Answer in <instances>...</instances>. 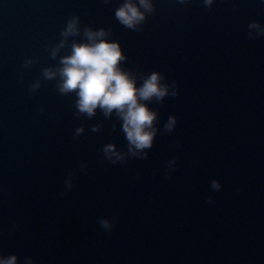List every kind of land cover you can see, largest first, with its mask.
I'll return each mask as SVG.
<instances>
[{
    "label": "water",
    "instance_id": "water-1",
    "mask_svg": "<svg viewBox=\"0 0 264 264\" xmlns=\"http://www.w3.org/2000/svg\"><path fill=\"white\" fill-rule=\"evenodd\" d=\"M120 2L0 0V254L18 264H264V37L246 38L250 21L264 24V0H215L211 10L154 0L139 33L116 21ZM73 15L112 30L123 68L176 82L175 98L149 104L159 123L147 160L101 164L104 144L126 151L115 116L77 119L75 94L61 96L54 81L29 95ZM26 58L36 62L23 68ZM169 115L177 124L164 133ZM69 172L74 186L60 195ZM113 216L105 232L98 219Z\"/></svg>",
    "mask_w": 264,
    "mask_h": 264
},
{
    "label": "clouds",
    "instance_id": "clouds-1",
    "mask_svg": "<svg viewBox=\"0 0 264 264\" xmlns=\"http://www.w3.org/2000/svg\"><path fill=\"white\" fill-rule=\"evenodd\" d=\"M110 0H104L109 3ZM190 0H176L178 4L189 3ZM202 5L211 10L215 0H201ZM235 5H234V9ZM154 0H121L114 9L116 21L123 27L142 32V25L149 16L155 14ZM59 41L48 49L49 58L55 64L43 67L40 78L29 85V95L34 94L40 87L41 81H54V89L61 96L75 94L74 116L92 119L97 110L105 120L115 116L120 122L121 131L126 140V151L117 149L113 143L104 144L99 151L102 153L101 164L105 161L112 164H126L129 159L147 160L148 152L157 136L159 123L158 111L149 107L155 102L162 104L165 97L175 98L178 89L175 81L168 83L164 74L152 71L145 75L139 70L132 71L122 67L127 57L123 54L120 43L111 39L112 30L103 27L93 29L89 25L81 26L77 15L71 16L65 22L59 33ZM80 37L79 40L76 38ZM264 37V24L250 21L247 24L246 38L256 40ZM71 38V39H70ZM64 54L61 55V52ZM32 58H26L22 67L28 68L35 63ZM22 81V77H21ZM139 82V84H138ZM40 112L44 111L41 106ZM177 124V117L169 115L163 125L162 132L172 133ZM103 123L91 126L92 132H99ZM116 125L112 124L115 131ZM84 126L76 127L73 139L84 133ZM179 148L180 145L177 144ZM178 157H172L165 162L164 178L170 179L171 173L177 167ZM81 172L86 174L87 164H79ZM75 172H69L64 179V195L73 188ZM138 178V174H137ZM212 192L221 189V184L213 179L210 182ZM207 204H213L211 195L206 199ZM116 217L98 219L99 227L111 233L115 227ZM0 264H18L16 254H0ZM23 264H35L31 256L23 258Z\"/></svg>",
    "mask_w": 264,
    "mask_h": 264
}]
</instances>
